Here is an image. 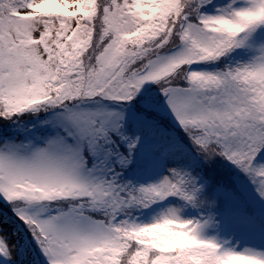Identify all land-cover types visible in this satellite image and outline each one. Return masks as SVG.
I'll use <instances>...</instances> for the list:
<instances>
[{
	"label": "snow or ice",
	"instance_id": "1",
	"mask_svg": "<svg viewBox=\"0 0 264 264\" xmlns=\"http://www.w3.org/2000/svg\"><path fill=\"white\" fill-rule=\"evenodd\" d=\"M0 264H264V0H0Z\"/></svg>",
	"mask_w": 264,
	"mask_h": 264
}]
</instances>
